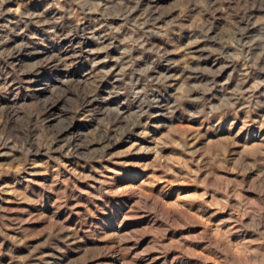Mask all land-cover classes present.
<instances>
[{"label": "rangeland", "instance_id": "374dc122", "mask_svg": "<svg viewBox=\"0 0 264 264\" xmlns=\"http://www.w3.org/2000/svg\"><path fill=\"white\" fill-rule=\"evenodd\" d=\"M0 264H264V0H0Z\"/></svg>", "mask_w": 264, "mask_h": 264}]
</instances>
